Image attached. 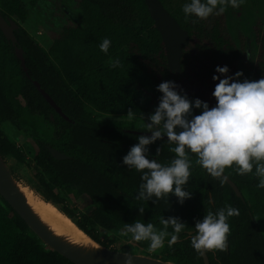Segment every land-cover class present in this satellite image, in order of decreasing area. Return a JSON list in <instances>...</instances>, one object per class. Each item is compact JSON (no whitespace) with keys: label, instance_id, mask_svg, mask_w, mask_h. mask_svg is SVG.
Listing matches in <instances>:
<instances>
[{"label":"trees","instance_id":"trees-1","mask_svg":"<svg viewBox=\"0 0 264 264\" xmlns=\"http://www.w3.org/2000/svg\"><path fill=\"white\" fill-rule=\"evenodd\" d=\"M37 1L29 0L31 4ZM159 2L188 33L178 73L168 69L164 45L144 0H80V21L62 28L47 50L33 44L20 27L28 19L25 4L21 0H0L1 16L19 26L16 38L28 74L23 73L12 47L0 32V121L21 130L18 113L21 101L29 115L41 117L46 123L41 137L31 136L36 146L29 162L1 132L0 153L6 159L27 164L35 179L34 189L46 201L61 205L80 229L106 248L112 249L111 242L100 241L98 228L113 232L139 220L160 230L161 219L174 217L185 224L184 230L190 231L209 210L215 213L231 205L239 210V215L228 220L227 249L206 252L209 264H264V189L256 187V176L250 173L244 176L241 200L225 181L222 184L197 165L192 154L191 175L184 186L191 193L190 198L183 204L172 194L140 200L141 174L123 164L129 151L119 144L133 147L141 136L125 133L99 118L150 117L162 96L158 85L167 81L174 82L176 91L190 101L200 99L212 107L216 84L212 77L219 75L216 68L227 66V76L233 77L245 59V51L237 48L227 31L223 14L193 23L182 12L186 1ZM105 38L111 41L108 54L99 49ZM255 42L257 54L252 72L254 81H258L264 77V31L256 30ZM116 58L120 59V66L113 68L111 61ZM31 80H36L76 125L64 121ZM193 114H199V110L194 109ZM174 146L159 138L146 149L167 165L175 157L171 151ZM47 147L67 158L54 160ZM223 175L239 187L241 179L235 176V171L228 168ZM58 194L82 200L84 212L80 218L64 206ZM168 231L171 233L172 229ZM183 231L171 247L168 237L165 238L161 260L203 264L201 255L191 247L192 234ZM123 238L126 243L131 241L130 234ZM137 245L142 252L148 248L147 241ZM119 251L135 254L127 244ZM0 264L72 263L45 247L0 198Z\"/></svg>","mask_w":264,"mask_h":264},{"label":"clouds","instance_id":"clouds-1","mask_svg":"<svg viewBox=\"0 0 264 264\" xmlns=\"http://www.w3.org/2000/svg\"><path fill=\"white\" fill-rule=\"evenodd\" d=\"M244 3L245 0H186L182 12L186 19L195 23L213 14L221 15L229 6L238 8ZM110 46V39L105 38L99 49L108 54ZM111 66L119 67L120 59L112 60ZM215 71L219 75L212 77L216 82L212 92L215 105L212 107L200 99L190 101L186 95L179 94L172 81L158 85L157 90L162 96L150 116L151 124L145 126L152 135L139 137L138 143L123 158L124 165L141 174L140 200L161 199L172 194L183 204L186 198H190L191 193L185 191L184 186L191 175L192 154L195 163L211 177L220 179L222 184L224 180L221 178L230 168L241 176L252 173L258 178L256 187L264 189V77L258 81L244 79L241 82L242 71H237L233 77L227 76V66H218ZM194 109H198L199 114H193ZM162 135L167 137L170 145H175L171 148L175 157L167 165L146 156V146ZM143 211L141 207L140 212ZM238 215L239 210L231 205H225L215 213L209 210L194 225L191 247L198 255L225 251L230 233L228 220ZM160 224L163 227L157 230L152 223L137 220L124 224L122 234H130L135 242L147 241V251L153 253L164 246L166 237L171 247L185 228V224L174 217L161 219ZM133 261V257L125 256L124 264H133Z\"/></svg>","mask_w":264,"mask_h":264},{"label":"rangeland","instance_id":"rangeland-1","mask_svg":"<svg viewBox=\"0 0 264 264\" xmlns=\"http://www.w3.org/2000/svg\"><path fill=\"white\" fill-rule=\"evenodd\" d=\"M27 10L28 19L23 24L27 31L37 44L41 45L45 50L48 49L57 33L64 27L75 25L82 17V12L79 6L80 0H38L35 4H31L29 0H21ZM172 4L183 3L186 0H167ZM224 22L234 44L238 49L245 51V59L238 66L237 71H242L243 76L240 77L241 82L244 79L254 81L253 78V63L257 54V44L255 42V32L257 29L264 31V0H245V3L238 8L227 7L223 13ZM236 71V72H237ZM20 129L17 130L8 123L0 121V132L6 136L9 141L22 152L26 163L32 159V154L35 149V142L31 136H42L44 125L46 123L41 117L29 115L20 101L18 102ZM103 121H108L113 127L123 130H132L139 132H148L147 125L151 124L150 117L147 118H132L129 116H99ZM154 128L156 126H153ZM12 171L21 184L28 188L38 197L41 195L34 189L35 179L32 177L27 164H19L13 159H8ZM63 201L64 206L72 211L77 218L83 214L82 200L75 199L70 195L58 194ZM42 198V197H41ZM50 205L59 209L56 204ZM60 212L65 215L60 209ZM100 241L110 243V248L119 250L123 245H129L135 254H144L161 260L160 251L149 253L147 248L144 251L139 249L137 243L133 240L124 241L123 230L107 232L101 228L97 230Z\"/></svg>","mask_w":264,"mask_h":264},{"label":"water","instance_id":"water-1","mask_svg":"<svg viewBox=\"0 0 264 264\" xmlns=\"http://www.w3.org/2000/svg\"><path fill=\"white\" fill-rule=\"evenodd\" d=\"M144 4L164 45L168 69L174 73H178L180 71V59L182 57L183 48L188 44V33L178 25L172 16L169 15L159 0H144ZM18 28L19 27L12 20L5 19L0 14V32L7 41L11 42L14 55L19 61L23 73L27 75L23 51L15 44L16 40L14 32L17 31ZM31 83L45 99V101L64 121L73 126L76 125V122L62 112L60 107L55 104V102L36 80H31ZM123 132L145 137H151L152 135V133L132 130H123ZM161 139L168 140L164 135L161 136ZM119 145L122 149H126L128 151H130L132 147L125 143H121ZM47 150L56 161L67 158V156L63 153H60L51 147H47ZM147 155L149 160L156 159L155 156H150V154ZM222 178L230 186V188H232L236 196L240 198L241 195L234 184L224 175ZM23 187L27 188V192H30V196L27 192L23 191ZM41 197L34 194L28 186L20 183L13 173L8 159L3 157L0 153V198H2L11 207V209L26 224L32 234L49 250L57 253L72 264H124L125 256L133 257V264H175L170 261H162L146 255L121 252L119 250H112L102 246L80 229L76 225L75 221L66 213L63 215L60 212V209L63 211L62 206L56 204L59 208L58 210L55 209L56 212L69 221L87 240L85 244L70 241L67 237L55 233L49 226L48 221L45 220L51 219L42 213L35 211L33 208L35 202H41L44 205L52 203ZM201 258L203 264H209L206 253L201 255Z\"/></svg>","mask_w":264,"mask_h":264},{"label":"bare ground","instance_id":"bare-ground-1","mask_svg":"<svg viewBox=\"0 0 264 264\" xmlns=\"http://www.w3.org/2000/svg\"><path fill=\"white\" fill-rule=\"evenodd\" d=\"M24 192H27V188H22ZM30 196V192H27ZM35 211L42 213L51 220H47L51 229L62 236L67 237L70 241L79 244H85L87 240L78 232L73 225L58 214L50 204H42L41 202H35L34 207Z\"/></svg>","mask_w":264,"mask_h":264},{"label":"flooded vegetation","instance_id":"flooded-vegetation-1","mask_svg":"<svg viewBox=\"0 0 264 264\" xmlns=\"http://www.w3.org/2000/svg\"><path fill=\"white\" fill-rule=\"evenodd\" d=\"M14 22V21H13ZM15 23V22H14ZM17 25V24H16ZM18 26V25H17ZM19 27V26H18ZM20 27H22L23 29H24V27H23V25H21ZM25 30V29H24ZM26 31V30H25ZM26 33H27V31H26ZM2 34V33H1ZM19 34V28H18V30L17 31H15L14 32V37H15V40H16V42H15V44H16V46L17 47H19V42H18V39L16 38V35H18ZM28 35V34H27ZM3 36V35H2ZM4 37V36H3ZM33 44H37L31 37H27ZM5 39V38H4ZM5 41L12 47V50H13V46H12V44H11V42H9V41H7L6 39H5ZM20 48V47H19ZM13 52V51H12ZM13 54H14V52H13ZM15 56V55H14ZM16 58V57H15ZM19 65H20V63H19ZM21 67V66H20ZM28 75V74H27ZM112 125V124H111ZM36 146V145H35ZM147 154H150V156H155L156 157V159H153V160H156L157 162H159V157L156 155V154H152V153H150V151L149 150H147L146 151V156H147V158H148V155ZM149 159V158H148ZM160 163V162H159ZM255 171V169H253V172ZM250 175L251 176H254L252 173H250ZM235 176H238L240 179H241V183H240V185H239V187L238 186H236V184L233 182V181H231L233 184H234V186L237 188V190H238V192L240 193V195H241V197H240V199L242 200V195H243V192H244V182H243V179H244V176L245 175H243V176H241V175H237L236 174V172H235ZM226 177V176H225ZM227 178V177H226ZM223 179V178H222ZM224 180V179H223ZM194 184H195V182H193ZM227 184V183H226ZM188 185V184H187ZM227 186L230 188V186L227 184ZM231 189V191H232V193L236 196V194H235V192L232 190V188H230ZM70 196H72V195H70ZM73 197V196H72ZM237 197V196H236ZM74 198V197H73ZM239 198V197H238ZM76 199V198H75ZM77 200V199H76ZM224 200H226V199H224ZM69 210V209H68ZM243 223V220H242V217H241V219H240V221H239V224L241 225ZM183 232H186L187 234H193L194 233V230H190V231H186V230H184Z\"/></svg>","mask_w":264,"mask_h":264}]
</instances>
